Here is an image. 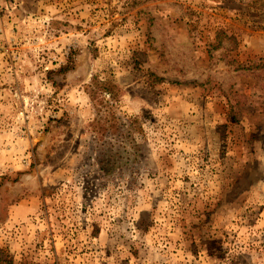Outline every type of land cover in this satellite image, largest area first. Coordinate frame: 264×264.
<instances>
[{"label":"rangeland","instance_id":"rangeland-1","mask_svg":"<svg viewBox=\"0 0 264 264\" xmlns=\"http://www.w3.org/2000/svg\"><path fill=\"white\" fill-rule=\"evenodd\" d=\"M0 264H264V0H0Z\"/></svg>","mask_w":264,"mask_h":264},{"label":"trees","instance_id":"trees-1","mask_svg":"<svg viewBox=\"0 0 264 264\" xmlns=\"http://www.w3.org/2000/svg\"><path fill=\"white\" fill-rule=\"evenodd\" d=\"M86 89L89 93L90 99L94 103L100 105L106 115L112 117L111 120L114 121L112 102L117 96L116 86L110 81H101L97 76H93L89 84L86 86ZM106 97L108 98L106 99ZM104 126L105 125L99 126L98 123L95 124V127L100 128L102 131H105ZM108 129H116V124H109L106 127V130Z\"/></svg>","mask_w":264,"mask_h":264}]
</instances>
